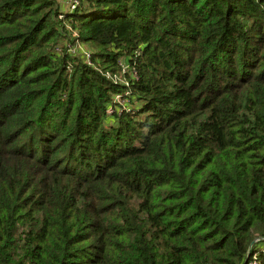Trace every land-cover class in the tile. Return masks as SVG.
<instances>
[{
	"label": "trees",
	"instance_id": "16d2710c",
	"mask_svg": "<svg viewBox=\"0 0 264 264\" xmlns=\"http://www.w3.org/2000/svg\"><path fill=\"white\" fill-rule=\"evenodd\" d=\"M72 1L0 0V264H264V0Z\"/></svg>",
	"mask_w": 264,
	"mask_h": 264
},
{
	"label": "rangeland",
	"instance_id": "374dc122",
	"mask_svg": "<svg viewBox=\"0 0 264 264\" xmlns=\"http://www.w3.org/2000/svg\"><path fill=\"white\" fill-rule=\"evenodd\" d=\"M60 4L59 6L61 7V9L64 12H69V10L71 9V3L70 1H64V0H60V2L58 3ZM84 48L82 46H77L75 49V54H80V53H85V50H83ZM114 80L120 84H124L126 81L122 76H117L116 78H114ZM120 96L116 97V102H118L119 104H123L124 102L119 98Z\"/></svg>",
	"mask_w": 264,
	"mask_h": 264
},
{
	"label": "built area",
	"instance_id": "2783aa9c",
	"mask_svg": "<svg viewBox=\"0 0 264 264\" xmlns=\"http://www.w3.org/2000/svg\"><path fill=\"white\" fill-rule=\"evenodd\" d=\"M70 3H71V9L69 11L75 10L76 7L78 6V3L76 1H72V0L70 1ZM88 58H89V56H88Z\"/></svg>",
	"mask_w": 264,
	"mask_h": 264
}]
</instances>
